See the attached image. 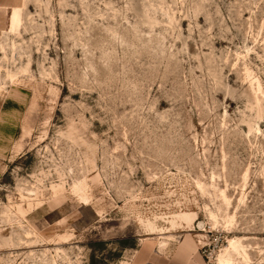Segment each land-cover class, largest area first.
Here are the masks:
<instances>
[{"label":"rangeland","instance_id":"obj_1","mask_svg":"<svg viewBox=\"0 0 264 264\" xmlns=\"http://www.w3.org/2000/svg\"><path fill=\"white\" fill-rule=\"evenodd\" d=\"M233 237L264 264V0H0V264Z\"/></svg>","mask_w":264,"mask_h":264},{"label":"bare ground","instance_id":"obj_2","mask_svg":"<svg viewBox=\"0 0 264 264\" xmlns=\"http://www.w3.org/2000/svg\"><path fill=\"white\" fill-rule=\"evenodd\" d=\"M16 78V76H15ZM14 79V78H13ZM258 92H261V88L258 87ZM259 98V97H258ZM78 186V185H77ZM87 187V185H86ZM81 189V188H80ZM79 190V189H78ZM83 190V189H82ZM29 192V191H28ZM34 193V192H33ZM80 193V192H79ZM78 193V194H79ZM85 194V193H84ZM83 195V194H81ZM82 199V197H79ZM86 199V197L84 198ZM89 199V198H88ZM82 201H84L82 199ZM88 201V200H87ZM86 201V202H87ZM228 206V205H227ZM214 217V216H213ZM215 219V218H214ZM201 225V224H200ZM203 225V223H202ZM64 239V238H63ZM242 239H239V238H236V237H233L229 240V246L228 248H226L218 257V264H238L235 262L234 260V256L235 255H242L245 259V261L248 262V264H250V258H249V254L247 253L246 249H245V246L243 245ZM246 262V263H247Z\"/></svg>","mask_w":264,"mask_h":264}]
</instances>
